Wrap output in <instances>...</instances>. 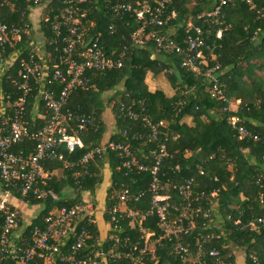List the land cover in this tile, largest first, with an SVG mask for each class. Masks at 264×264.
Instances as JSON below:
<instances>
[{
	"label": "trees",
	"instance_id": "obj_1",
	"mask_svg": "<svg viewBox=\"0 0 264 264\" xmlns=\"http://www.w3.org/2000/svg\"><path fill=\"white\" fill-rule=\"evenodd\" d=\"M71 1L53 0L43 2L39 7L21 1L2 9L1 18L9 25L29 26V34L24 35L23 42L16 46L17 49L25 47V58L33 54L35 60L40 59L35 47L27 49L26 46L38 31L46 41L45 51L50 54L46 58V65L50 70L54 68V58L59 52L51 45L57 39L53 25ZM138 1L88 0L79 6L81 14L85 13L84 16L80 14L81 29L85 32L83 40L89 42L98 39L106 53L105 58H120L123 65L119 69L90 72L93 87L88 91L73 92L65 110L90 115L91 123L80 132L83 148L75 153L63 148L57 151L67 160L77 162L90 150L115 141L128 145L142 162L153 164L157 144L146 136L151 131L150 127L141 117L134 120L124 114L133 109L140 115L145 108L153 123L164 122L161 135L168 139V156L164 159L162 172L165 173L164 192L172 195L170 218L178 217L183 210L180 187L189 179H193L194 206L200 205L212 212L209 219H204L202 215L195 218L196 228L181 236L182 243L190 246L192 257L177 255L174 251L177 241L174 238L165 239L156 246L155 254L146 255V264H192L200 250L203 251L201 258L207 264H218L217 258L209 257L211 250L219 252L221 264H236L234 250L237 245L246 249L245 264H264V0H255L254 6L232 0L217 16L210 14L221 0H168L162 17L166 24L147 29V33L155 30L172 34L178 43L186 38L189 24L203 30V53L208 66H220L216 71L221 80L220 87L227 91L230 99L235 102L241 100L230 114L245 119L247 127L261 137L259 142L242 140L230 128V114L223 111V102L211 95L213 85L205 76L207 66L201 65L200 72L182 69L181 55L155 54V43L150 38L145 45L133 41L140 27L139 22L131 13L115 11V7L131 5L133 8L153 9L162 0H149V5H144V0H141L142 3ZM31 7L43 8L38 27L31 21ZM45 15L48 17L44 18ZM62 30L66 32L64 27ZM82 48V45L78 46V50ZM167 69L173 70L172 74H167L171 84L167 88L169 93L150 91L146 84L148 74L159 78ZM18 70L19 63L9 70L11 79L7 76L3 79L2 88L6 92L17 91L12 79L17 77ZM48 87H53L55 94L60 90L58 84ZM38 92L39 85H34L27 105L26 116L34 130L47 124L46 114L34 116L39 102L41 112L45 113L41 98L37 99ZM105 109L114 114L115 126L111 129L104 116L107 114ZM188 118H191L192 124L186 122ZM138 134L145 135L139 138ZM35 144L34 140L28 141L15 147L14 151H23L28 155ZM121 163L119 152L111 150L96 158L88 167H66L59 160H47L45 165L52 175L48 188H53L61 196L59 202L51 198H26L18 189H10L13 199L29 203L31 207L42 206L35 222L31 220L33 223L42 224L51 210L71 207L86 199H94L99 205V199L104 198V206L110 209L117 200L112 196L123 186H131L133 193L146 191L140 201L129 202V205L141 213L148 212L152 199L148 191L149 176L146 173L125 176L123 171L118 170ZM261 219L263 221L259 222ZM252 221L256 223L254 230L248 226ZM203 222L208 224L209 230L205 229ZM130 223L131 219L125 218L116 230L123 240L128 238L134 243L147 231H154L156 236L163 233L155 216L147 218L142 225ZM93 232L88 245L97 244L98 237L103 238L100 228L94 227ZM207 233H211L213 238L207 239ZM121 248V245H117L118 250ZM109 264H131V261L121 259Z\"/></svg>",
	"mask_w": 264,
	"mask_h": 264
},
{
	"label": "built area",
	"instance_id": "obj_2",
	"mask_svg": "<svg viewBox=\"0 0 264 264\" xmlns=\"http://www.w3.org/2000/svg\"><path fill=\"white\" fill-rule=\"evenodd\" d=\"M29 3L33 7H39L43 2L53 0H0V264H109L111 261L127 259L131 264H146L145 257L154 252L156 246L165 239L177 241L174 251L177 255L192 257L190 246L184 245L181 236L189 234L196 228L195 218L203 216L204 219L211 217V209L204 210L200 205L195 207L192 197L194 195L193 179L186 180L180 187L183 200V210L178 217L170 218L169 208L172 203V195L164 192L165 186L162 172L164 159L168 156L167 137L161 135L164 122L153 123L146 114L145 108L139 115L135 110L129 109L127 114L131 119L142 118L151 131L146 134L149 140L156 142L157 151L154 154L153 164L142 162L134 156L132 149L121 142L110 141L99 149L87 152L77 162H71L59 153L58 148L66 149L69 153H75L77 149L84 147V141L80 136L92 117L83 113H75L65 110L73 92L77 90H90V72L119 69L123 65L122 59L113 60L105 58V51L99 40L85 42V32L81 29L79 6L88 0H72L66 6L57 22L53 25V31L57 39L51 42L59 52L54 60L56 65L52 70L41 58L35 60L31 54L29 58L23 56L24 51L18 48L23 42L24 35L29 34V26L9 25L1 18L2 9L7 5L14 6L18 2ZM162 0L158 7L133 8L131 5H118L115 11L122 10L131 13L139 22V29L133 36V41L138 45H145L150 38L154 41L155 54H179L182 56L181 68L200 72V66H207L205 76L212 83L211 95L214 99L223 102V111L230 114L234 110V100L228 97L227 91L220 86L221 80L216 75L220 66L209 67L204 56L205 46L203 30L192 24L188 25L186 38L178 43L172 34H162L158 31H150L149 27H163L166 22L162 19L165 3ZM232 0H221L220 5L210 14L217 16ZM249 5H255V0H241ZM82 13L81 16H84ZM63 27L66 32H63ZM82 49L78 50V46ZM19 63L17 77L12 83L17 88L13 93L2 89L3 79L9 70ZM172 74V69L164 71ZM58 84L60 90L55 94L53 87L48 85ZM34 85H39L41 100L44 104L47 124L39 130H34L27 119L28 99L31 96ZM13 94V95H12ZM14 95H17L16 98ZM15 99V100H12ZM125 111V109H123ZM230 128L237 132L242 140L259 142L261 137L252 132L246 124V120L237 114L228 116ZM145 134H138L142 138ZM166 135V134H165ZM162 136V137H161ZM35 141L32 152L26 155L23 151L16 152L14 148ZM108 150L119 152L122 163L118 170L123 171L125 176L133 173H146L149 176L148 191L152 194L150 210L141 213L131 209L129 202H137L144 196V190L132 192V187L123 186L117 190L112 199L117 198L116 204L110 209L103 205H97L94 199H86L68 207L55 208L44 217L41 223H33L37 216L32 217L26 223L23 222L19 208L13 203L11 187L20 191L22 196L59 202L62 198L53 188H48L52 176L46 169L47 160H59L66 167L84 165L88 167L96 158ZM179 170V166L176 168ZM157 217L160 236L154 231H147L144 237L134 243L130 239L123 240L116 234L118 226L125 218L131 219V225L150 217ZM263 220H259L262 222ZM23 223V224H22ZM205 229L209 230L206 222ZM252 230L256 228L255 222H250ZM100 228L103 238L98 237L97 244L88 245L94 236L93 228ZM207 239L213 238L207 233ZM111 245H108L110 244ZM117 245H121L120 250ZM108 247V248H107ZM202 247V244H201ZM203 251L200 250L192 264H207L201 258ZM209 257L217 258L219 252L211 250Z\"/></svg>",
	"mask_w": 264,
	"mask_h": 264
},
{
	"label": "crops",
	"instance_id": "obj_3",
	"mask_svg": "<svg viewBox=\"0 0 264 264\" xmlns=\"http://www.w3.org/2000/svg\"><path fill=\"white\" fill-rule=\"evenodd\" d=\"M30 9H32L31 10V14H30L31 21H33V23L36 24V26L38 27L39 24H40L39 19H40V16L42 14L43 8L36 9V8H32L31 7ZM11 10H13V9H11ZM37 29H35V30H37ZM36 33L37 34H34L32 36V38L28 41V44L26 46H27V49L32 48V47H35L36 50L39 53V57L42 59L41 61L46 64V58H47V56L50 57V54L48 53V51L46 52L45 50H43V52H42V48H39V46H40L39 43H40L41 36L38 33V31ZM22 49H23V51L25 53L26 52L25 47H22ZM157 79H161V80H157ZM155 80H157L158 82L153 84V85H155L154 91H156L157 89H162V88H159V86H162V83L164 82L163 79H162V77L155 78ZM163 91L165 92V90H163ZM37 97H38L37 99H40V97H41L40 92H38V96ZM41 109H42V105L39 102V104L37 105V107H35V109H34L35 110V115H34L35 117H42L43 115L45 116V113H42L41 112ZM189 120H190V123L189 124H192L191 118H188L187 119V121H189ZM45 167L49 171V173L51 174L50 169L47 168V166H45ZM103 201H105L104 198H103ZM13 203L15 204V206H17L20 209L21 212H23L25 210V207L27 205L30 206L29 203L22 202V201L17 200V199H14L13 200ZM34 211H35V209L32 210V212H34ZM34 216H37V215H33L32 217H34ZM234 253H235V261H236V264H245V262H246L245 261V258H246V249L244 248V246H242V245L235 246Z\"/></svg>",
	"mask_w": 264,
	"mask_h": 264
},
{
	"label": "rangeland",
	"instance_id": "obj_4",
	"mask_svg": "<svg viewBox=\"0 0 264 264\" xmlns=\"http://www.w3.org/2000/svg\"><path fill=\"white\" fill-rule=\"evenodd\" d=\"M138 2L139 3H142L141 0H139ZM143 3H144V5L145 4L146 5H149L148 4L149 3V0H144ZM45 17H48V16L45 15L44 18ZM39 34L41 36L40 43H39V45H40L39 48H42V52H43V50H45V47H46V41L43 38V36L41 35V33H39ZM161 77H162V79H163L164 82L162 83V86H159V88H162V89H157V90H165V92L167 93L168 92L167 88L171 85L170 84V81L168 79V75L165 74V72H163L162 75H161ZM157 80H161V79H157ZM157 80H155V78L153 77L152 74H148L147 79H146V84L148 85V88H149L150 91H154L155 85H153V84L154 83H157L158 82ZM109 95H111V93H109ZM233 103H234L233 108L235 109L241 103V100H238V101L233 102ZM105 110H106L107 114H105L104 116H105V118H106V120L108 122L109 129H111V127H114L115 126L114 114H113V112H110V110H108V109H105ZM187 123L189 124L190 123V120L187 121ZM99 202H100V205H103L104 206V201L103 200L99 199ZM33 209H35L34 212H32ZM41 210H42V206H40V205H38V206L36 205L34 207H31V206L27 205L25 207V210L23 212H21L23 222L26 223V222L30 221L31 218H32V216L33 215H38ZM150 254H152V255L155 254V250H154V252H150Z\"/></svg>",
	"mask_w": 264,
	"mask_h": 264
}]
</instances>
